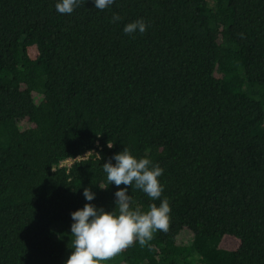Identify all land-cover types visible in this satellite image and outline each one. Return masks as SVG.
<instances>
[{"label":"trees","instance_id":"16d2710c","mask_svg":"<svg viewBox=\"0 0 264 264\" xmlns=\"http://www.w3.org/2000/svg\"><path fill=\"white\" fill-rule=\"evenodd\" d=\"M57 2L0 0V264H66L124 148L164 170L170 226L105 264H264V0Z\"/></svg>","mask_w":264,"mask_h":264},{"label":"clouds","instance_id":"9594fccd","mask_svg":"<svg viewBox=\"0 0 264 264\" xmlns=\"http://www.w3.org/2000/svg\"><path fill=\"white\" fill-rule=\"evenodd\" d=\"M87 0H59L55 9L59 14L71 15L74 10ZM95 8L103 11L111 7L115 0H93ZM122 19L113 14L111 22L116 23ZM147 24L143 19L128 23L123 32L133 35L147 31ZM243 38V34H240ZM108 148L113 144L109 141ZM101 159L99 154H93ZM115 164L109 160L102 165L106 174L107 185L114 184L118 188H125L115 193L116 211L107 212L103 208L97 209L92 203H86L81 210L71 213V255L66 264H105L113 260L127 248L139 243L141 247H150L154 239V233L161 231L167 233L170 226L171 208L168 199L161 200L164 187L159 182V177L164 170L149 158H139L124 148L112 158ZM127 186L142 191L152 201L160 200L159 206L155 203L149 206L145 212L140 207H133L132 197L127 194ZM108 186H100L106 189ZM83 196L89 202L95 199V193L86 188Z\"/></svg>","mask_w":264,"mask_h":264},{"label":"built area","instance_id":"2783aa9c","mask_svg":"<svg viewBox=\"0 0 264 264\" xmlns=\"http://www.w3.org/2000/svg\"><path fill=\"white\" fill-rule=\"evenodd\" d=\"M74 160H66V161H64V162H62L61 163V166L62 167H69L71 164H72V162H73Z\"/></svg>","mask_w":264,"mask_h":264}]
</instances>
